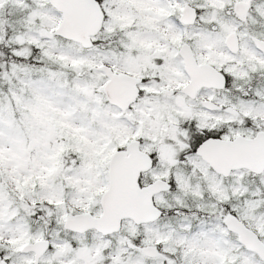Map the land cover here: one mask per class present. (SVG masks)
<instances>
[{
    "label": "snow or ice",
    "instance_id": "snow-or-ice-1",
    "mask_svg": "<svg viewBox=\"0 0 264 264\" xmlns=\"http://www.w3.org/2000/svg\"><path fill=\"white\" fill-rule=\"evenodd\" d=\"M0 264H264V0H0Z\"/></svg>",
    "mask_w": 264,
    "mask_h": 264
}]
</instances>
